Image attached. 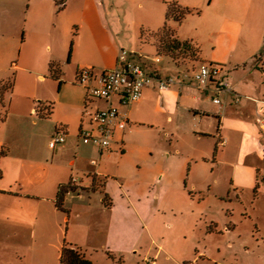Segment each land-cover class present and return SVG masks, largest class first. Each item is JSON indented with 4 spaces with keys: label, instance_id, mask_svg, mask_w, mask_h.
I'll list each match as a JSON object with an SVG mask.
<instances>
[{
    "label": "rangeland",
    "instance_id": "1",
    "mask_svg": "<svg viewBox=\"0 0 264 264\" xmlns=\"http://www.w3.org/2000/svg\"><path fill=\"white\" fill-rule=\"evenodd\" d=\"M19 1L21 9L15 14L17 26L10 33L22 36L29 0ZM176 1L101 0V5L103 10L121 15L127 27L121 36L126 49L136 54L142 52L151 61L158 56L154 34H159L164 27L168 4ZM54 4L56 12L47 17V27L69 28L73 32L71 14L59 13L61 7ZM181 6L186 12L184 24L179 27L172 22L170 27L177 35L181 31L183 37H194L196 43L201 41L208 46L210 20ZM5 19L0 14V29ZM53 49L54 53H61L59 46ZM201 50L203 58L206 50L202 46ZM70 53L71 43L67 59ZM44 56L51 55L40 44L26 45L23 50L21 46L0 44V85L5 88L0 94V139L12 138V135L35 138L42 135V130L46 133L56 125L75 132L82 121L86 130H92L90 119L84 116L85 107L79 109L75 104L76 90L65 82L64 75L61 81L50 77L49 61L42 60ZM160 59L157 66L174 71L168 57ZM194 67L196 63L188 62L182 68L192 75ZM42 74L45 79H40ZM93 101V111L105 108L102 101ZM41 102L55 105L50 121L36 113ZM124 108L120 112L131 119L127 135L123 136L125 145L114 144L103 158L99 152L86 158L93 174L77 172L51 161L45 164L24 162L22 168H18L15 152L12 157L0 158V172L2 167L7 169L6 176L2 174L0 178V187L18 185L37 193L38 197H49L51 190H59L60 183L68 186L78 181L80 185L97 187V193L91 192L90 208L73 214L71 229L75 237L88 235L85 238L88 246L84 248H91L90 259L94 264H264V162L254 188L250 178H243L244 189H239L244 190L243 203L209 195L214 179L212 172H201L198 165L209 167L203 155L206 151L213 153L214 144L209 139L199 143L183 133L170 132L169 113L157 101L142 108L132 104ZM33 122H37L38 127H33ZM48 145V140L42 144L47 155ZM92 160L97 162L95 166L91 165ZM102 200L107 203L103 204ZM28 202L46 206L48 210L52 206L47 200L29 199ZM109 203L115 208V219L120 223L110 237L112 214L101 212ZM68 215L63 212L60 239L59 228L52 226L49 215L46 226L36 229V236L34 228L26 232L22 224L16 222L13 230L2 220L0 246L8 253L13 252L7 263L59 264L60 249L69 226ZM33 219L34 212H31ZM7 229H12L14 234L7 235Z\"/></svg>",
    "mask_w": 264,
    "mask_h": 264
},
{
    "label": "crops",
    "instance_id": "2",
    "mask_svg": "<svg viewBox=\"0 0 264 264\" xmlns=\"http://www.w3.org/2000/svg\"><path fill=\"white\" fill-rule=\"evenodd\" d=\"M76 1L79 5H76L78 4L75 3ZM54 2L56 0H29L28 12L23 25L24 32L20 36L10 33L17 26L15 14L21 9L20 1L0 0V14L6 18L2 25L3 28L0 29V44L21 46L22 50L26 45H42L44 51L51 55L44 56L42 60L49 61V66L51 63H57L64 68L62 77L64 75L65 82L76 90V106L79 109L85 107L84 116L90 119L86 113L93 112L91 104L95 102L88 98L86 88L77 84V78L84 69H91L93 74L100 75L116 67L120 52L130 50L126 49L124 37H121L125 34L127 27L119 13L103 10L101 0H66L65 7L59 13L63 11L71 14L70 22L74 31L60 27L53 30L47 27L46 19L56 12ZM177 2L210 20L212 28L208 46L201 41L196 43L194 37H183L181 31L178 36L177 31L172 28L180 40L196 43L200 48V54L202 46L206 50V56L201 58L199 55L198 61H192L185 55H180L176 60L168 57L174 68L173 71L167 69L166 66H157L159 63H155L154 58L150 61L144 53L136 54V51L133 52L134 50L131 49L130 52L136 55V61L144 65L150 74L157 77V80L144 88L140 102L124 105L120 98L116 97L110 104L102 101L105 107L103 109L112 106L122 111L125 110V106L131 104L142 108L152 101L160 103L161 108L169 113L170 132L183 133V135L197 139L199 143L209 139L214 144V152L206 151L203 155L204 160L210 163L209 167L204 168V165H198V170L201 172H212L214 179L209 186L208 194L223 200L231 198L238 203H243L244 190H239L244 189L242 186H244L245 179L243 178H250L254 188L258 181L256 177L261 173V164L264 162V135L261 123L264 122V0H177ZM183 24L184 21L181 25ZM156 36L157 34H154V47L158 54L157 57L161 58L157 49ZM70 43L71 53L67 59V49ZM129 44L130 47L131 43ZM53 46H59L61 53H54ZM188 62L197 64L192 71L202 64L218 66L222 70L221 78L229 81L232 90L218 94L213 90L201 91L192 79L190 71L182 68ZM165 73L168 75H164ZM39 77L40 79L46 78L44 74ZM158 79L172 80L173 84L169 90L160 91ZM214 98H219L221 104L214 103ZM237 98L239 102L236 101ZM128 118L131 124V119L129 116ZM50 119L51 117L48 121ZM1 120L2 112L0 111ZM38 125L37 122L32 123L33 127H38ZM0 130H2L1 124ZM82 130H86L83 121L78 131L75 130V132H69L66 127L56 125L54 129L51 128L46 133L42 130V135L35 138L27 135L26 138L15 135H12V138H1L0 158L12 157L17 152L18 168H22L24 162L45 164L51 161L59 166L71 167L77 172L93 174L86 163V158L95 156L98 152L103 158L105 152H110L114 144L125 145L123 136L127 135V129L117 131L110 149L103 152L94 146L82 143L79 138ZM193 130L197 131L193 132ZM59 133L66 135V143L55 149H51L48 145L47 155L42 144L46 140L50 143L52 138ZM22 136H24L23 133ZM3 152L5 154H2ZM96 164L97 162L92 160L91 165ZM2 169L0 178L3 177L2 174L5 177L7 173L5 167ZM95 175L101 176V173H95ZM62 186L66 185L60 183L59 190ZM71 186L74 190L66 195L64 203V207L69 212L67 217L69 226L65 242L68 241L70 244L84 248L88 246V241L85 239L88 235L86 234L85 238L72 235L73 214L78 213L79 209L90 208L93 201L91 192L98 190L93 185H80L78 181H73ZM59 190H51L49 197H38L40 195L31 193L25 187L1 186L0 222L6 221L13 230L15 223L20 222L26 232L34 228V236H36V229L39 230L41 226H46L49 215L53 224L51 225L59 228L58 239H60L63 212L56 206ZM29 199L47 200L52 203V206L48 210L46 206L31 204L28 202ZM102 203L104 204V200ZM47 211L49 214L46 213ZM102 211L112 214L108 229L110 237L113 231L119 229L120 223L115 219V208L111 203L107 207H102ZM31 212H34L33 220H31ZM213 225H216V222ZM13 230L7 229V235H13ZM101 234L105 235L103 232ZM108 243L110 246V240ZM12 254L13 252L8 253L0 246V264H8L6 260Z\"/></svg>",
    "mask_w": 264,
    "mask_h": 264
},
{
    "label": "built area",
    "instance_id": "3",
    "mask_svg": "<svg viewBox=\"0 0 264 264\" xmlns=\"http://www.w3.org/2000/svg\"><path fill=\"white\" fill-rule=\"evenodd\" d=\"M61 7H65L66 0H57ZM160 63V57L153 59ZM221 68L214 65L202 64L192 72V79L203 92L213 90L215 93L231 91L227 79L221 78ZM157 77L150 74L144 65L136 61L133 52L122 50L118 56L115 68L105 71L103 74L95 75L91 69H84L77 78V84L86 88L88 98L105 101L110 104L114 98H120L122 104L140 102L143 97L144 88L152 85ZM159 90H169L173 81L158 79ZM239 102V98L236 99ZM213 102L221 104L219 98ZM92 130H82L79 138L85 145H91L101 152L109 150L112 140L117 131L125 130L129 125L127 115L109 106L106 109H97L88 112ZM262 123L264 135V122ZM66 143V135L59 133L49 143L51 149ZM224 144V142H223ZM95 164V162H93Z\"/></svg>",
    "mask_w": 264,
    "mask_h": 264
},
{
    "label": "trees",
    "instance_id": "4",
    "mask_svg": "<svg viewBox=\"0 0 264 264\" xmlns=\"http://www.w3.org/2000/svg\"><path fill=\"white\" fill-rule=\"evenodd\" d=\"M56 4L58 7H61L57 0ZM62 9L63 7H61V10ZM185 13L184 8L179 2L176 1L172 4H168L166 24L162 31L156 36L158 53L161 56L170 57L173 60L178 59L180 55H185L192 61H198L200 55L199 46L192 41L180 40L176 35V31H173L170 27L171 22H174L178 26L181 25L186 18ZM49 74L51 78L61 81L63 74L62 67L57 63H51L49 66ZM4 91L5 88L0 85V94ZM54 109L55 105L53 103L41 102L36 113L39 114L40 118L48 119L52 116ZM2 154H5V152ZM73 190L74 189L71 185L62 186L57 195L56 206L66 214H69V212L64 207L65 197ZM104 202L107 203V200H104ZM90 252L91 251L88 249L65 242L61 250L59 264H94L90 259Z\"/></svg>",
    "mask_w": 264,
    "mask_h": 264
}]
</instances>
